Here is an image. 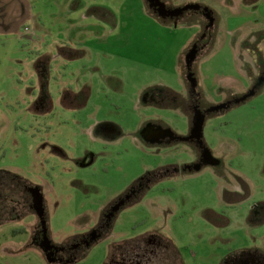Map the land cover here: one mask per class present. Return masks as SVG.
<instances>
[{
    "label": "rangeland",
    "instance_id": "rangeland-1",
    "mask_svg": "<svg viewBox=\"0 0 264 264\" xmlns=\"http://www.w3.org/2000/svg\"><path fill=\"white\" fill-rule=\"evenodd\" d=\"M164 1L197 8L164 21L145 0L13 3L31 13L0 32V264H264V0ZM39 59H51L50 76L36 73ZM62 94L72 100L65 109ZM153 123L181 140L145 141ZM199 133L221 165L185 171ZM141 179L146 189L109 230L91 234ZM37 188L50 234L40 247L31 240ZM17 199L32 206L18 203L22 216L11 220ZM86 232L69 261L49 260L50 240L71 246Z\"/></svg>",
    "mask_w": 264,
    "mask_h": 264
},
{
    "label": "flooded vegetation",
    "instance_id": "flooded-vegetation-1",
    "mask_svg": "<svg viewBox=\"0 0 264 264\" xmlns=\"http://www.w3.org/2000/svg\"><path fill=\"white\" fill-rule=\"evenodd\" d=\"M146 4L148 5V9L149 11H151V13L153 15H156V17L161 18L164 21L167 20H172L173 19H182L183 17L187 16L188 14H190V12L192 11H196V10H183V11H173L174 9H176V7L168 5L166 1L162 0L163 2L166 3V11H165V16H161L159 13V9L158 7L155 6H150V2L148 0H145ZM188 11V12H187ZM201 12V11H200ZM199 13V11H198ZM202 13V12H201ZM194 45V44H193ZM201 48H199V45L195 46V50H200ZM66 66V64H65ZM64 66V67H65ZM50 67V69H49ZM52 63H51V59L49 60V62H47V60L45 61L44 59H39L37 64H36V73H38L39 75H48L50 76L52 74ZM192 72L193 75L192 77H196V73L194 72V68L193 66H191V69L188 70V73ZM47 73V74H46ZM46 79L48 78L47 76L45 77ZM189 86V89L191 88L190 82L187 84ZM72 91V90H71ZM74 91V90H73ZM48 92V90H47ZM63 93V92H62ZM66 93V92H64ZM49 94V93H48ZM46 95L45 100L49 101H53L52 96L51 95ZM66 94H62L61 95V105L63 106V108L65 106L69 107L71 105V101H67L66 99ZM75 96V95H74ZM144 96H149L148 94L144 95ZM151 99H152V103L156 104L161 100V96L159 95H150ZM164 96V95H163ZM199 98V96H198ZM181 106H184L185 101H181ZM197 105L204 111L207 108H209V111L211 112L210 108L214 107L213 111L218 112V109H216L215 105H211V104H202L200 101L199 103L197 102ZM195 104L192 105V110H191V114H192V123L191 126L189 128V135L194 134L195 132H197L196 130H194V122L196 121V118H194V114H196V112L198 111L197 108H195ZM65 109V108H64ZM158 124V123H157ZM156 123L150 124V126L147 125V128L144 129V140L145 141H152L154 143H157L158 145H171L168 144L170 141H176V139L181 140V138L176 135L175 133H172L171 131L168 132L166 130H164L161 126L157 125ZM104 128H112L114 127V125H103ZM101 129V128H100ZM106 133V132H105ZM199 136H194L192 139H190L187 143L189 144V146L191 147V150L193 152L194 155V164L193 166H191V169H189L188 167L186 168L185 171H189L193 172L196 171L194 169V166L196 164H200V163H204L203 161L205 159H207L210 155V149L209 147H207V144L205 143V140L203 137H201L200 133L198 134ZM186 142V141H185ZM221 165V163H217L213 165V168H218ZM204 166H202L203 168ZM147 185V180L146 182L144 180L141 179V181H137L134 185H131L117 200H115L108 208L106 213L105 211L102 213L99 221L97 222L96 226L94 228L91 229L90 232H92L91 234L97 235L100 233H104L105 231L109 230V227L112 225L113 219H115L117 213L125 206H127V202L129 201L128 198L131 196V194H133L134 192H136L137 194L141 193L143 190L146 189ZM1 188V187H0ZM30 188V187H29ZM40 189V188H39ZM1 190V189H0ZM16 204L15 206H13L12 208V216H10L9 218H11V220L14 219H18L20 218L22 215H19V211L15 212L16 210V206L18 205V203L20 205H22L23 207H31L32 203L29 202V200L25 199L23 201H18V199L16 200ZM44 203V202H43ZM44 206V214L43 217L39 216V224L38 226L33 230L32 232V245H36V246H41V244L45 243L46 245L49 244V241H47L48 238H46V235L49 234V230L47 227V216H46V208L45 205ZM3 205L0 204V216L1 214L3 215L4 210H3ZM17 213V216H14V214ZM90 232H86L83 233L80 239H78L73 245L68 246L67 244H60V243H55L52 240H50L53 243V248L48 249V252L50 254V256L53 258V262H60V263H65L69 260H67L68 258L73 257L81 248L84 247V245L88 244L90 241H87V237L90 234ZM46 239V240H45ZM44 240V241H43ZM43 243H42V242ZM151 243L153 242L155 244L156 240L151 238ZM40 243V244H39ZM107 264H126V261L121 257L118 258L117 256L113 258H110L108 260ZM247 264V263H245ZM254 264H261L260 262H254Z\"/></svg>",
    "mask_w": 264,
    "mask_h": 264
},
{
    "label": "crops",
    "instance_id": "crops-1",
    "mask_svg": "<svg viewBox=\"0 0 264 264\" xmlns=\"http://www.w3.org/2000/svg\"><path fill=\"white\" fill-rule=\"evenodd\" d=\"M15 1L23 2L24 0H0V32H9L14 29V27L22 25L24 23V19L27 17L28 13H31L29 10L30 8L28 7L27 10L25 8L19 10V12L13 11L12 5ZM78 3V1H77ZM77 4H73L71 9L78 10ZM30 15V14H29ZM36 22H37V16H35ZM40 20V18H38ZM20 21V23H19ZM17 23V25H16ZM19 23V24H18ZM41 24V25H40ZM40 24H37V27L39 30L41 29H46L45 24L40 21ZM26 26H24L25 28ZM27 28V27H26ZM25 30V29H24ZM29 31V29L27 30ZM31 36L33 37L34 34L30 33ZM31 37V38H32ZM63 57V54H61ZM74 90V89H73Z\"/></svg>",
    "mask_w": 264,
    "mask_h": 264
},
{
    "label": "water",
    "instance_id": "water-1",
    "mask_svg": "<svg viewBox=\"0 0 264 264\" xmlns=\"http://www.w3.org/2000/svg\"><path fill=\"white\" fill-rule=\"evenodd\" d=\"M148 1L150 2V6L151 7L152 6L158 7L159 12H160L159 14L161 16H165V14H166L165 11L167 10L165 2H163L161 0H148ZM191 7L192 8H197L196 5L190 4V5L185 6L184 8H182V11L183 10H187V9H189ZM173 11H175V9ZM196 53H197V50L191 49V51H189L188 56H186V59H195L196 58ZM237 102H240V99L239 100L237 99ZM203 162H204V164H209V163L210 164H217V163H219V161L216 158H213L211 155L207 159H205ZM189 169H191L190 166H189ZM194 169L196 171L200 170L201 169V164H196L194 166ZM33 197H34V206L37 209L38 214L40 215V217H43V214H44L43 194H42V192H40L39 188L33 189ZM45 251L48 252V249H45ZM48 255H49V253H48ZM49 260L53 261V259H50V258H49Z\"/></svg>",
    "mask_w": 264,
    "mask_h": 264
},
{
    "label": "trees",
    "instance_id": "trees-1",
    "mask_svg": "<svg viewBox=\"0 0 264 264\" xmlns=\"http://www.w3.org/2000/svg\"><path fill=\"white\" fill-rule=\"evenodd\" d=\"M147 7H148V5H147ZM155 16H156V15H155ZM61 51H62V53H64L65 50L61 49Z\"/></svg>",
    "mask_w": 264,
    "mask_h": 264
}]
</instances>
